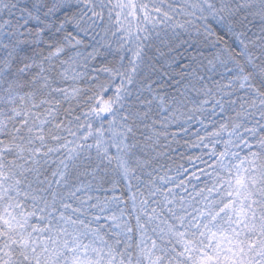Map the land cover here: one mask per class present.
I'll list each match as a JSON object with an SVG mask.
<instances>
[{"label":"snow or ice","instance_id":"6c2138e0","mask_svg":"<svg viewBox=\"0 0 264 264\" xmlns=\"http://www.w3.org/2000/svg\"><path fill=\"white\" fill-rule=\"evenodd\" d=\"M0 264H264V0H0Z\"/></svg>","mask_w":264,"mask_h":264}]
</instances>
